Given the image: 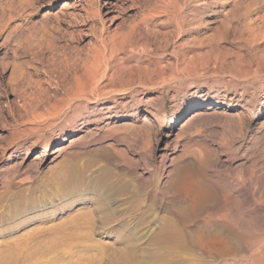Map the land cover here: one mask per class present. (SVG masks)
Masks as SVG:
<instances>
[{
	"label": "rangeland",
	"instance_id": "rangeland-1",
	"mask_svg": "<svg viewBox=\"0 0 264 264\" xmlns=\"http://www.w3.org/2000/svg\"><path fill=\"white\" fill-rule=\"evenodd\" d=\"M202 140L228 165L192 225L227 245L170 264H264V222L225 187L251 177L264 205V0H0V264H92L140 227L126 182L168 198L213 160Z\"/></svg>",
	"mask_w": 264,
	"mask_h": 264
},
{
	"label": "bare ground",
	"instance_id": "bare-ground-1",
	"mask_svg": "<svg viewBox=\"0 0 264 264\" xmlns=\"http://www.w3.org/2000/svg\"><path fill=\"white\" fill-rule=\"evenodd\" d=\"M197 144L201 150L212 153L214 155L213 160L204 165L202 171L194 170L192 166H186L181 177H183L182 180H190L191 185L181 184L183 181L177 182L168 198L164 199L168 185H163L160 191L159 187L154 186L148 177L142 176V187L126 182L124 191L130 195L128 203L131 202L130 198L134 199L136 203L134 208H139L141 211L140 227L134 228L131 234L125 235L123 231L128 230V227L125 226L124 221H121L118 228L124 233H120L121 237L124 236V243L117 248L116 242L104 246L105 251H98L92 255V264H170L180 258L179 252L184 253L188 248H193L196 256L215 257L222 253L227 245L226 236L220 231H211L200 225L194 227L192 224L198 220L206 208V204L200 198V185L204 173L209 174L211 178H218L217 171L227 164V159H222L221 154L224 153L222 149L213 147L203 140ZM59 151L60 149L57 150V152ZM197 156L193 154L192 160H198ZM223 183L225 182L223 181ZM225 184V187L234 194L233 196L250 208L249 213L258 217V223L262 224L264 222V205H260V202L255 200L256 186L254 187L251 177L247 178L239 188H236L235 184L231 185L227 182ZM83 186L84 183L77 179L69 195H77L78 189ZM113 187L110 186L105 190L104 194L106 195H93V199L96 198L99 202V209L106 216L101 223L103 231L109 230L110 224L116 222L111 214L117 209L108 203V198L112 196ZM85 190L98 192L99 188L93 182L86 184ZM141 192L146 197L143 195L140 198ZM162 207L169 208L173 215H166L161 218L155 215V210Z\"/></svg>",
	"mask_w": 264,
	"mask_h": 264
}]
</instances>
